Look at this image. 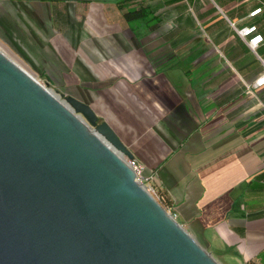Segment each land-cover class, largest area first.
I'll return each mask as SVG.
<instances>
[{
	"label": "crops",
	"instance_id": "crops-1",
	"mask_svg": "<svg viewBox=\"0 0 264 264\" xmlns=\"http://www.w3.org/2000/svg\"><path fill=\"white\" fill-rule=\"evenodd\" d=\"M251 26L264 37V0H0V50L108 122L221 264H264Z\"/></svg>",
	"mask_w": 264,
	"mask_h": 264
},
{
	"label": "water",
	"instance_id": "water-1",
	"mask_svg": "<svg viewBox=\"0 0 264 264\" xmlns=\"http://www.w3.org/2000/svg\"><path fill=\"white\" fill-rule=\"evenodd\" d=\"M91 106L0 50V264H221Z\"/></svg>",
	"mask_w": 264,
	"mask_h": 264
},
{
	"label": "built area",
	"instance_id": "built-area-1",
	"mask_svg": "<svg viewBox=\"0 0 264 264\" xmlns=\"http://www.w3.org/2000/svg\"><path fill=\"white\" fill-rule=\"evenodd\" d=\"M261 9L254 11L252 14H256ZM239 34L247 39V42L251 49L256 50L258 46L264 42V37L262 34L257 33V27H245L239 30ZM264 63V61H263ZM264 85V72L253 82L252 85H248L247 88L250 90L253 87H260ZM127 163L133 168L136 173V180L141 184L145 185L147 190L151 192L158 200V192L157 189L149 184V177L143 173V166L134 158L127 159ZM175 217V214L172 212L171 208H167Z\"/></svg>",
	"mask_w": 264,
	"mask_h": 264
},
{
	"label": "rangeland",
	"instance_id": "rangeland-1",
	"mask_svg": "<svg viewBox=\"0 0 264 264\" xmlns=\"http://www.w3.org/2000/svg\"><path fill=\"white\" fill-rule=\"evenodd\" d=\"M33 76L41 83V84H43L45 87H47L48 89H50V90H52L57 96H59L62 100H65V97L67 96V95H65L64 93H63V91H61L60 90V88H59V86H57L54 82H47V81H45V80H43L42 78H41V76H37V75H34L33 74ZM197 239V238H196ZM198 240V239H197ZM198 242L204 247V248H206L207 250H209L210 251V249L209 248H207V246H206V244L203 242V241H201V240H198ZM211 252V251H210ZM212 253V252H211ZM215 258H216V256L215 255H213ZM217 259V258H216ZM218 260V259H217ZM219 261V260H218Z\"/></svg>",
	"mask_w": 264,
	"mask_h": 264
},
{
	"label": "trees",
	"instance_id": "trees-1",
	"mask_svg": "<svg viewBox=\"0 0 264 264\" xmlns=\"http://www.w3.org/2000/svg\"><path fill=\"white\" fill-rule=\"evenodd\" d=\"M127 16L132 19V17L137 16V12L127 13ZM157 192H158L159 201L161 202V204H163V206H165L166 208H170L172 205V200L169 197V195L163 189L157 190ZM245 264H255V263L250 261Z\"/></svg>",
	"mask_w": 264,
	"mask_h": 264
}]
</instances>
